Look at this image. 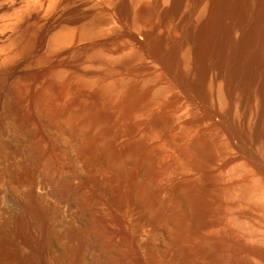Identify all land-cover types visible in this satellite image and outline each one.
<instances>
[{
    "label": "rangeland",
    "instance_id": "374dc122",
    "mask_svg": "<svg viewBox=\"0 0 264 264\" xmlns=\"http://www.w3.org/2000/svg\"><path fill=\"white\" fill-rule=\"evenodd\" d=\"M37 1L0 0V264H264L254 255L264 256V202L249 189L264 170L259 102L240 91L238 102L225 94L209 103L172 81L152 50L155 40L182 36L180 23L166 20L164 0ZM68 30L71 43L55 46ZM119 81L132 96L137 87L148 93L138 114L142 150L137 116H121L104 89ZM218 108L235 135L207 119ZM148 141L157 144L151 157ZM210 141L221 144L213 153ZM185 143L188 165L179 166L194 181L156 192L154 168ZM18 216L29 222L30 240L10 235ZM39 233L44 246L33 253Z\"/></svg>",
    "mask_w": 264,
    "mask_h": 264
},
{
    "label": "bare ground",
    "instance_id": "6f19581e",
    "mask_svg": "<svg viewBox=\"0 0 264 264\" xmlns=\"http://www.w3.org/2000/svg\"><path fill=\"white\" fill-rule=\"evenodd\" d=\"M38 1H40V0H38ZM56 1L57 0H49L50 5L55 3ZM166 1L170 2L169 0H166ZM168 4L165 2V0L162 4H160L162 8H165L164 9L165 11L163 13L166 15V18H167L166 20L172 22L171 24H173V22H175L177 24L180 23L181 29H182V36L180 35V37H178V38H176V36H174L175 38L168 39L166 41H161V39H160V41L155 40L154 43L158 42V44L156 43V45H153L152 50H153V52H159L160 55L163 57V60H164L166 65H164V66L162 65V67H166L167 70H169L171 72L170 74L173 77L172 81L174 83H176L177 85H182L191 91L197 92V94H200L201 97L203 96L206 99V101L207 100H208V102L210 101L209 103L213 102L217 95L219 96V95H225V94H226L225 96L228 97L232 103L238 102L240 100V97H239L240 91L243 93V97H244L243 99L245 102L258 101L259 102L258 105L260 104L259 105L260 108L258 109V111L259 110L260 111L259 112L256 111V112L258 115L257 117H259L260 124L262 125V126H259L260 128L262 127V130H261L262 132L261 131H260V133L257 132L258 138H259V140H257V142L262 140V144H263L264 143V0H172V4L171 3H170V5H168ZM37 5H38V3H37ZM55 5H57V4H55ZM34 7H35V5H34ZM50 10H52V8H50ZM135 16L138 17V19H139V16H137V14H135ZM162 17H163V15H162ZM115 21H116V19H115ZM166 24H168L167 21H166ZM171 27L172 26H170V28ZM144 34H146V33H144ZM74 35H75L74 32H71L68 30V32L64 36H62L63 40H61L62 38L59 39V41L55 40L56 44L59 42H60L59 44L65 43L67 41L69 43H71L70 39L74 38L75 37ZM177 36H179V35H177ZM140 38L143 39V37H140ZM61 41H65V42H61ZM143 42L145 43V41H143ZM152 42H153V40H152ZM144 43H142V44H144ZM59 44L55 45V43H54L55 46H58ZM149 44H151V43H149ZM145 45H147V43H145ZM59 47H60V45H59ZM140 47H142L141 44H140ZM147 47H148V45H147ZM149 52H150V50H149ZM157 59H159V57ZM119 79L121 80V78H119ZM116 80H118V79H116ZM168 80H170V79H168ZM157 81H159V80H157ZM166 82H168V81L166 80ZM169 84H170V82H169ZM133 85H131V86H133ZM104 87H105L104 89H106V92H107L106 94H108V96H109V94H110V96L111 95L116 96L115 102L117 103L118 107L121 108V110H120V112L122 114L121 116H123L125 114L128 115L130 113H134L135 117L137 116L136 117V123L134 124L135 141H136L137 148L139 150H142L143 149V137H144V133H145V128L143 127V122H142L143 120H141V118H138L139 117L138 114L141 111H143L145 108L144 105L147 102L148 93L146 91L144 92V90L141 87H137V88H135L134 95L132 96L130 94L131 91H129V90L125 91L126 88H124V83L121 81H119L118 83H115V84H113L111 82H106ZM125 87H127V86H125ZM174 87H176L175 84H174ZM104 89H103V92H104ZM195 92H193V93H195ZM153 93H154V91H153ZM120 94H121V99L119 98L120 99L119 100L117 97ZM194 96L197 97L196 93ZM112 101H113V99H112ZM206 101H203V102L205 104H207ZM198 102H200V100H198ZM226 102H227V100L225 101V103ZM159 104H161V103H159ZM115 105H114V107H115ZM163 105L164 104H162V107H164ZM231 105H233V104H231ZM156 106H157V108L159 107L158 105H156ZM205 107H206V105H205ZM169 108H170V106H169ZM225 109H227V108H225ZM149 110H151V108ZM205 111H208V110L206 109ZM226 115H227V113H226ZM203 116L206 117V115H203ZM207 117H209V116H207ZM118 118H119V116H118ZM197 119H199V118H197ZM207 119L210 120V123L213 126H216V127H218V126L223 127L224 126L227 130H230V128H231V125H228V123L224 119L222 112H221V110H219V108L214 109L212 114H210V117ZM205 121H206V119H205ZM232 122H233V120H232ZM127 125H128V123H127ZM229 126H230V128H229ZM256 126H258V125H256ZM220 127H218L219 131L221 129ZM213 129H212V131H213ZM201 130H202V128H201ZM231 131L232 130H230L229 133L234 134V132H231ZM235 131L237 132L236 129H235ZM220 132H225V131L221 130ZM213 133L210 132V134H213ZM250 133L252 134L253 132L250 131ZM255 133L256 132H254V134ZM234 135H232V143L235 145L237 143L236 142L237 140L235 139L236 141H234V139H233ZM214 136L212 135V137H214ZM217 136H218V133H217ZM221 136L222 135H220V137ZM227 136H225V137H227ZM183 138H184V136H183ZM227 139H228V137H227ZM216 141H217V139H216ZM225 141H222L221 143L225 144ZM229 142H230V139H229ZM226 144L227 145L229 144V146H230V143H228V141L226 142ZM227 145H225V146L227 147ZM219 146H221V144H219ZM225 146H224V148H225ZM155 147H157V144H154L153 142H150V141H148L146 143V145L144 146V150L148 154L149 157L152 156L151 154L153 152V148H155ZM180 147L181 148H179V147L174 148L173 147L174 148L173 151H166L165 150L166 151L165 156L167 158V164L165 166H162V168H156V169L154 168L155 174H158V176L161 177L160 182H158L155 186L156 192H159V193L165 192L167 190V185L170 184L172 181H176V180H182L185 182H187V180L188 181L189 180L194 181L196 173L187 171V169H183V168H186V166L188 165L187 161H185L184 156L187 153V151L190 150V148L188 147V145L186 143L181 144ZM231 147H232V145H231ZM217 148H216L215 144L210 141V149H211L212 153ZM175 151H177L178 153L175 154ZM169 153H170V155L167 157V154H169ZM195 154H196V152H195ZM179 155H182V157H183V159H178L180 161V163H178L176 161L173 162L174 160H172V159H174V156L178 157ZM183 160H184V162H183ZM152 163L153 162H151V164L149 166H151ZM263 164H264V162H263ZM179 165H183L182 166L183 168ZM253 165H254V163H253ZM174 168H177V170H175ZM151 169H152V167H151ZM250 172H254V171L250 170ZM189 174L191 176H188ZM254 174H255V178L253 180L252 186L249 187V189L251 190L250 192L254 191L253 194H255V198L258 199L257 201L260 200V201L264 202V170L262 169V173H260V171H258V172H255ZM253 201H255V200H253ZM220 202H222V201H220ZM215 203L216 202H214V204ZM259 206H258V208H259ZM207 207H205V208H207ZM258 208H257V210H258ZM121 209H122V207H121ZM209 211H210L209 208H207V212H209ZM15 219L17 220L18 223H16L15 228L13 227V231L10 232V235H13L12 237H14L15 235H17V236L20 235V238H22L26 241L30 240L31 239L30 238L31 237L30 236V233H31L30 227L31 226H30L29 222H27L25 220L24 216H18ZM28 235L30 237H28ZM262 238H264V237H262ZM35 239L37 241V248L35 247V244H34V246L32 245L33 246V248H32L33 253H35L37 251L40 252V250L43 248V246H44V233H39V236ZM144 239L146 240L147 236ZM160 239H162V238H160ZM196 241H197L196 237H193L191 240L192 244H195ZM138 245H140V244H138ZM195 246L197 247V244H195L194 247ZM193 252H194L195 256L199 255L197 250L193 251ZM137 253H138V251H137ZM138 255H139V253H138ZM254 255H255V257L257 256L258 258H264V256H262V254H260L258 252H255ZM208 261H209V263L211 262V264H214L212 261V258H208Z\"/></svg>",
    "mask_w": 264,
    "mask_h": 264
}]
</instances>
